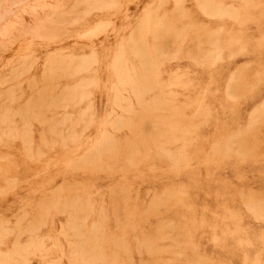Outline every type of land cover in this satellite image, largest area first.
Masks as SVG:
<instances>
[{
  "label": "rangeland",
  "instance_id": "rangeland-1",
  "mask_svg": "<svg viewBox=\"0 0 264 264\" xmlns=\"http://www.w3.org/2000/svg\"><path fill=\"white\" fill-rule=\"evenodd\" d=\"M0 264H264V0H0Z\"/></svg>",
  "mask_w": 264,
  "mask_h": 264
},
{
  "label": "bare ground",
  "instance_id": "bare-ground-1",
  "mask_svg": "<svg viewBox=\"0 0 264 264\" xmlns=\"http://www.w3.org/2000/svg\"><path fill=\"white\" fill-rule=\"evenodd\" d=\"M217 12V11H216ZM221 14V13H220ZM220 16V15H219ZM221 17V16H220ZM122 82V81H121ZM123 83V82H122ZM119 100V99H118ZM118 104V103H117ZM254 208V207H253Z\"/></svg>",
  "mask_w": 264,
  "mask_h": 264
}]
</instances>
